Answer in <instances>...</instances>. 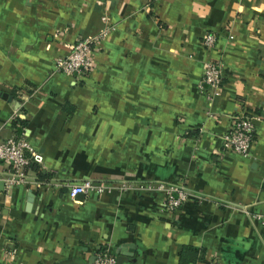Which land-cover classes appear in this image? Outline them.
<instances>
[{"label": "crops", "instance_id": "1", "mask_svg": "<svg viewBox=\"0 0 264 264\" xmlns=\"http://www.w3.org/2000/svg\"><path fill=\"white\" fill-rule=\"evenodd\" d=\"M106 24L90 74L51 73ZM209 60L222 79L205 100ZM242 114L247 157L220 141ZM15 119L48 177L7 197L0 182V264H90L100 248L119 264H177L183 246L203 251L196 264H264V224L250 218L264 221V0H0V141ZM85 179L130 189L70 199ZM172 181L196 198L168 216L138 185Z\"/></svg>", "mask_w": 264, "mask_h": 264}, {"label": "built area", "instance_id": "2", "mask_svg": "<svg viewBox=\"0 0 264 264\" xmlns=\"http://www.w3.org/2000/svg\"><path fill=\"white\" fill-rule=\"evenodd\" d=\"M105 23V17L101 18ZM96 35L88 38H78L70 46L69 52L62 57L53 60L52 74L68 76L74 82H80L92 70V53L96 44L106 35L108 26ZM231 39V36H227ZM217 41V35L206 33L201 38V45L206 51L212 50ZM222 70L217 60H209L203 66L202 74L198 82V92L205 100H210L216 95L221 86ZM14 118V117H13ZM24 130L19 135L12 134L9 138L0 141V182L3 194L7 197L10 190L27 186L38 185L40 182L31 166L42 164L41 155L28 143L24 136ZM223 152H231L241 157H247L254 141L252 118L250 115H240L233 119L227 131L220 137ZM140 189L148 193L161 194L159 211L171 216L178 211L188 200L196 197L182 183L149 182L138 185ZM130 184L125 180L117 183L103 181L81 180L66 186V194L70 199L81 195L87 197L90 194L101 195L113 191H126ZM242 211L244 209L242 208ZM246 214V213H245ZM254 221L264 224L258 215L250 216ZM90 264H116V259L107 248H100L93 252ZM207 264H218L212 260Z\"/></svg>", "mask_w": 264, "mask_h": 264}, {"label": "trees", "instance_id": "3", "mask_svg": "<svg viewBox=\"0 0 264 264\" xmlns=\"http://www.w3.org/2000/svg\"><path fill=\"white\" fill-rule=\"evenodd\" d=\"M24 125H25L24 121H21L19 119H15L14 121H12L11 126L15 130L14 134L19 135L21 131L23 130ZM31 169L32 171L35 172V174L37 175V179L39 181L44 182L46 178L48 177V176L42 175L41 170L36 165H32ZM202 256H203L202 250L195 251L192 247L183 246L177 255L178 257L177 264H196L197 262L202 261Z\"/></svg>", "mask_w": 264, "mask_h": 264}, {"label": "water", "instance_id": "4", "mask_svg": "<svg viewBox=\"0 0 264 264\" xmlns=\"http://www.w3.org/2000/svg\"><path fill=\"white\" fill-rule=\"evenodd\" d=\"M76 197L82 198L81 195H77V196H75L74 198H76ZM119 259H120V258H118V259L116 260V264H119V263H120V260H119Z\"/></svg>", "mask_w": 264, "mask_h": 264}]
</instances>
